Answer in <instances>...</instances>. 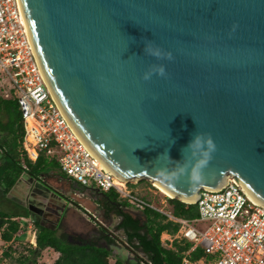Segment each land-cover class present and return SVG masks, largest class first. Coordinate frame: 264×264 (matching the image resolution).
I'll return each instance as SVG.
<instances>
[{
  "label": "water",
  "instance_id": "1",
  "mask_svg": "<svg viewBox=\"0 0 264 264\" xmlns=\"http://www.w3.org/2000/svg\"><path fill=\"white\" fill-rule=\"evenodd\" d=\"M20 2L56 104L117 178L186 203L236 178L264 204V0Z\"/></svg>",
  "mask_w": 264,
  "mask_h": 264
},
{
  "label": "built area",
  "instance_id": "2",
  "mask_svg": "<svg viewBox=\"0 0 264 264\" xmlns=\"http://www.w3.org/2000/svg\"><path fill=\"white\" fill-rule=\"evenodd\" d=\"M0 86L6 97L12 92L18 99L23 146L31 160L36 161L45 152L57 158L60 170L69 179L86 189H115L119 199L131 207L156 210L178 223V233L169 235V239L186 238L193 243L181 264L201 262L188 257L197 247L216 255L215 264H264V204L257 202L236 178H229L220 189L201 190L197 201L190 203L198 205L199 217L194 220L175 216L164 200L160 206L144 198L131 182L118 183L120 179L79 138L56 104L37 60L20 0H0ZM198 222L204 227H196L194 223ZM3 234L4 228H0L1 258L14 241L5 240ZM0 264L5 263L0 259Z\"/></svg>",
  "mask_w": 264,
  "mask_h": 264
},
{
  "label": "trees",
  "instance_id": "3",
  "mask_svg": "<svg viewBox=\"0 0 264 264\" xmlns=\"http://www.w3.org/2000/svg\"><path fill=\"white\" fill-rule=\"evenodd\" d=\"M0 113L7 119L6 122L0 119V205H3L4 203H14L11 200L12 191L20 182L23 183L24 180L27 184L28 181L40 180L44 182L42 178L45 175L51 171L60 170V167L57 158L50 157L45 152L41 153L36 161L27 156L23 146V116L18 99L12 92L6 97L1 86ZM24 175L28 177L27 180L23 179ZM44 185L45 188H39V190L47 188L55 191L46 182ZM143 197L149 199L146 196ZM102 202L107 209V214L114 211L121 217L118 228L125 233L128 247L140 249L148 258L146 264H181L187 251L193 245L186 238H175L171 246L166 247L162 235L164 233L176 235L180 225L169 221L162 213L150 208L143 210L145 220H141L128 210L131 207L130 204L120 200L115 189L104 192ZM168 202L170 204L168 208L175 216L189 220L199 217L197 204L186 203L171 197H168ZM23 210L18 213H9L0 208V228H4L3 237L5 240H15L16 234L22 227L18 218L31 216L30 213H33L28 208H23ZM32 219L33 226L37 231L36 244L29 245L28 253L17 259L18 264H36V259L47 248H52L60 254L53 264H112L110 258L113 256V248L111 247L117 243L113 234L106 238L110 247L101 245L96 240L84 241L81 244L71 243L58 235V227L45 225L38 215ZM10 249L18 250L13 244ZM6 255H12V252H6ZM188 257L194 262L204 259L207 264H215L217 259L216 255L208 254L201 247H197ZM129 262L132 264L133 261ZM114 264H128V261L121 256H116Z\"/></svg>",
  "mask_w": 264,
  "mask_h": 264
},
{
  "label": "rangeland",
  "instance_id": "4",
  "mask_svg": "<svg viewBox=\"0 0 264 264\" xmlns=\"http://www.w3.org/2000/svg\"><path fill=\"white\" fill-rule=\"evenodd\" d=\"M4 82L7 88L11 89L12 86L10 83H7L8 80H5ZM0 119L3 122H6L7 120L2 113H0ZM27 178V176H23V179L27 180ZM42 179L58 194L55 191L49 190L47 188L46 189L50 192L46 189H43L41 192L39 188H45V185L44 182L40 180H37L36 182L28 181V184L24 180L23 183L20 182L16 189L12 191L13 195H11L13 197H11V200H13L14 203H4L3 205H0V208L5 209L9 213H18L19 211H24L23 208H28L31 212H33L30 213L31 216L18 218L22 224V227L16 234V239L12 243L18 248V250L12 251L10 249L8 252H12V255L7 256L5 252L2 258L0 256V259L3 263L18 264L17 259L21 258L20 256H24L28 253L29 245L32 242L36 244L37 231L33 226V217L38 215V218L45 225L52 227L55 226L59 220V215H57V213L54 211L58 209V207L50 205V202L54 203V205L58 204V206H61L60 201H62L67 205L71 204L70 209L64 212L60 218L58 235H60L63 239L67 240L68 237L73 235V232L78 231L73 240L74 242L79 241L78 236L82 234L85 237V241L96 240L97 243L101 245H108L107 241L103 239L100 240V238L97 237L98 230L96 229V226L98 225L97 223H100L106 227V229H109L110 233H113V235L115 234L114 236H116L117 240H119L118 243L111 247L113 248V256L110 258L112 264H114L116 256H121L123 259H126L130 256L133 258L131 259L133 261L132 264H136V262L137 264H146L145 262L148 259L147 256L141 251L138 253V256L133 255L131 251L132 248L130 249L128 247L129 245L126 242V235L123 230H116V223H114V221H119L117 214H115L113 211L107 214L106 211H104L102 198L97 193V191L86 189L84 186L76 183L74 180L69 179L59 169H57V171L49 172ZM131 183L133 184L132 187L134 189L138 190L141 195L148 197L150 201L161 206L162 201L164 200L166 206L170 205L168 202V196L164 195V193L158 189H155V183L149 182L148 180H143L138 183ZM80 206H82V208H86L85 211L82 208H79ZM129 211L141 218V220H145L144 215L137 208L130 207ZM94 215L96 217H94ZM111 220H113L112 223L110 222ZM194 225L198 228L204 227V223L202 222L194 223ZM169 238L172 239L170 236L167 237L165 234L162 235V240L166 247H170L173 242V240H170ZM108 246L110 247V245ZM59 255V252H56L52 248H47L36 259V264H53ZM199 264L207 263L204 259H202Z\"/></svg>",
  "mask_w": 264,
  "mask_h": 264
},
{
  "label": "crops",
  "instance_id": "5",
  "mask_svg": "<svg viewBox=\"0 0 264 264\" xmlns=\"http://www.w3.org/2000/svg\"><path fill=\"white\" fill-rule=\"evenodd\" d=\"M41 192L43 191V190H40ZM47 195H49V194H47ZM61 202V206L59 205L58 206V204H56V205H54V203H51L50 202V205H53V206H57L58 207V209H54V208H52L53 210H55L54 212H56L57 213V215H59L58 217H59V220H58V222L55 224V227H58L59 228V226H60V218L62 217V214H64V212H66L67 210H69L70 209V206H71V204L70 205H67L66 203H64V202H62V201H60ZM48 205H49V201H48ZM103 205V204H102ZM103 207H104V211H106L107 209H106V207L103 205ZM79 208H82V206H80ZM84 211H85V209L86 208H82ZM129 210V209H128ZM114 212V211H113ZM142 212V214H143V211H141ZM116 214V213H115ZM117 217H118V219H119V221H114V223H116V230L118 229V230H122V229H119L118 228V224H119V222H120V220H121V217H119L118 215H117ZM116 220V219H115ZM111 223L113 222V220H111L110 221ZM98 225L96 226V229L98 230V233H97V237L98 238H100V240H104L105 238H106V234H105V232L104 231H107V233H109L108 231H110L109 229L107 230L106 229V227H104L102 224H100V223H97ZM59 231V230H58ZM103 231V232H102ZM59 233V232H58ZM76 233H78V231H75V232H73L72 234V236H70V237H68V239H67V241H69V242H71V243H83L84 241H85V237L82 235V234H80L79 236H78V240L79 241H73L74 240V238H75V235H76ZM167 237H169V234H167V233H164ZM115 235V234H114ZM113 235V236H114ZM114 238H116V236H114ZM117 239V238H116ZM87 240V239H86ZM105 241H106V239H105ZM118 241L119 240H117L116 242L118 243ZM36 243V242H35ZM128 250H130V249H128ZM130 252V251H129ZM129 256V255H128ZM131 259H133V258H131L130 256L129 257H127L126 258V260L128 261V264H131V262H129V261H132Z\"/></svg>",
  "mask_w": 264,
  "mask_h": 264
},
{
  "label": "clouds",
  "instance_id": "6",
  "mask_svg": "<svg viewBox=\"0 0 264 264\" xmlns=\"http://www.w3.org/2000/svg\"><path fill=\"white\" fill-rule=\"evenodd\" d=\"M160 73H161V75H163V73H164V70H163V68H161L160 69ZM208 147L210 148V149H213V150H215V144L213 143V141H212V139L211 138H209V140H208ZM205 155L207 156V153H205ZM204 163H206V161H201V164H204ZM200 177L194 172L193 173V179H199Z\"/></svg>",
  "mask_w": 264,
  "mask_h": 264
},
{
  "label": "flooded vegetation",
  "instance_id": "7",
  "mask_svg": "<svg viewBox=\"0 0 264 264\" xmlns=\"http://www.w3.org/2000/svg\"><path fill=\"white\" fill-rule=\"evenodd\" d=\"M95 191H97V193L101 196V198L102 197H104V191H101V190H95ZM42 211V210H41ZM108 230V229H107ZM103 232V231H102ZM105 232V234L107 235V236H109L110 234L112 235L113 233H110V231H108L109 233H107V231H104ZM107 236H106V238H107ZM105 238V239H106ZM104 239V240H105ZM130 248V247H129ZM131 249V248H130ZM138 250V251H137ZM131 249V251H132V253H133V255H137L138 256V253L140 252V249Z\"/></svg>",
  "mask_w": 264,
  "mask_h": 264
},
{
  "label": "bare ground",
  "instance_id": "8",
  "mask_svg": "<svg viewBox=\"0 0 264 264\" xmlns=\"http://www.w3.org/2000/svg\"><path fill=\"white\" fill-rule=\"evenodd\" d=\"M119 179V178H118ZM119 184L124 183V181L122 180H117ZM158 186V188L161 190V192H163L164 194L168 195V196H172L167 190H165L163 187L159 186L158 184H156Z\"/></svg>",
  "mask_w": 264,
  "mask_h": 264
}]
</instances>
